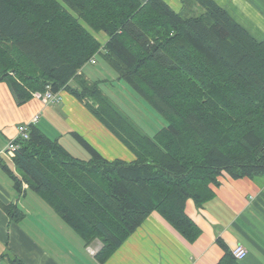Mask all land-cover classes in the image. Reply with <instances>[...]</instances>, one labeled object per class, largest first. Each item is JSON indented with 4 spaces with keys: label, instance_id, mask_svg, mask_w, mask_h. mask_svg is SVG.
Listing matches in <instances>:
<instances>
[{
    "label": "trees",
    "instance_id": "1",
    "mask_svg": "<svg viewBox=\"0 0 264 264\" xmlns=\"http://www.w3.org/2000/svg\"><path fill=\"white\" fill-rule=\"evenodd\" d=\"M183 1L201 13L165 0H0V82L20 103L69 91L134 154L108 159L72 131L89 153L78 156L37 124L17 139L16 187L26 182L86 245L100 239L101 263L153 211L195 240L189 199L210 200L223 172L264 176V39L215 0ZM98 54L168 120L154 136L80 71ZM221 246L219 264H238Z\"/></svg>",
    "mask_w": 264,
    "mask_h": 264
},
{
    "label": "crops",
    "instance_id": "2",
    "mask_svg": "<svg viewBox=\"0 0 264 264\" xmlns=\"http://www.w3.org/2000/svg\"><path fill=\"white\" fill-rule=\"evenodd\" d=\"M165 1L175 11L185 8L183 0ZM215 1L249 34L257 40L264 39V0ZM102 33L105 32H97L95 36L104 44L108 36ZM61 94L63 100L60 103H45L36 96L20 103L9 84L1 81L0 150L18 135L21 125L37 115L39 119L35 124L49 135L52 128L51 136L59 137L60 141L70 135L72 128L87 140V127L98 136L109 134L119 140L84 102L69 91L62 90ZM124 149L123 156L113 157L98 148L108 159L132 160L134 154L128 147L124 146ZM11 172L21 178L15 157L2 155L0 264H13L10 254L26 264H219L226 254L222 244L231 253L237 245L247 249L246 257L235 258L238 264H264V176L236 180L223 172L218 178L219 184L212 185L214 196L210 200L197 205L189 199L186 211L201 230L195 240H188L159 212L153 211L121 247L101 263L95 256L101 248L97 245L99 241L86 245L81 236L26 182L19 190ZM6 206L12 207L14 213L10 214Z\"/></svg>",
    "mask_w": 264,
    "mask_h": 264
},
{
    "label": "rangeland",
    "instance_id": "3",
    "mask_svg": "<svg viewBox=\"0 0 264 264\" xmlns=\"http://www.w3.org/2000/svg\"><path fill=\"white\" fill-rule=\"evenodd\" d=\"M201 9L202 8L197 5L186 2L183 11L186 15H194L201 13ZM81 67L82 68L80 71L84 73L87 80H100L99 85L103 90L102 92L108 95L116 103L115 105H117L126 115H128V117L131 118L146 134L154 136L158 129H161L168 124V120L159 111H157V109H155L150 104V102H148L138 91H136L128 83V81L120 78L117 71L112 66H110V64H108L101 55L98 54L96 56L94 63L87 62ZM54 122L58 123L59 121L54 120ZM87 128V140L92 144V146H97L101 151L103 150L107 152L109 156L113 157L123 156L125 154L124 146L126 148L127 146L124 142L115 139L113 135L109 134L98 136L97 132H95L93 129L89 127ZM72 130L75 131L73 128L70 129L71 137L70 135H65L61 140L62 143L65 144L73 154L84 157L87 156L89 154L88 151L78 141V139H76L72 133ZM52 132L53 129L51 128L49 133L52 135ZM95 240L99 241L97 242L98 246H102L100 239ZM10 256L13 258L15 255L10 254Z\"/></svg>",
    "mask_w": 264,
    "mask_h": 264
},
{
    "label": "built area",
    "instance_id": "4",
    "mask_svg": "<svg viewBox=\"0 0 264 264\" xmlns=\"http://www.w3.org/2000/svg\"><path fill=\"white\" fill-rule=\"evenodd\" d=\"M95 62V58L93 57L90 60V63ZM34 96L41 98L45 103H60L63 100V96L61 92H53L49 87L45 92H35ZM39 116H35L33 119L29 121L27 124H23L19 127L18 135L14 138H11L6 148L0 150V158L2 155H6L9 157H15L16 155V149L19 147L17 143L18 138H28L29 136V126L31 124H35L38 122ZM25 186H27L25 184ZM232 254L236 259H241L243 257H246L248 254L247 249L244 246L237 245L235 248L232 249Z\"/></svg>",
    "mask_w": 264,
    "mask_h": 264
}]
</instances>
